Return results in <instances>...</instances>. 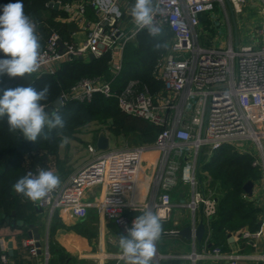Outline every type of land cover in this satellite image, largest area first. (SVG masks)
<instances>
[{
	"label": "built area",
	"instance_id": "built-area-1",
	"mask_svg": "<svg viewBox=\"0 0 264 264\" xmlns=\"http://www.w3.org/2000/svg\"><path fill=\"white\" fill-rule=\"evenodd\" d=\"M246 2L153 0L154 21L170 34L166 40L168 47L158 56L151 71L152 79L160 87L152 92H134L132 87L136 81H130L116 99L120 112L160 129L155 140L132 147H108L104 151L87 144L86 150L91 157L84 165L47 198L38 202L26 198L27 201L42 209L49 220L62 209L78 219L85 218L89 209H95L126 233L135 219L127 212L149 209L148 205L135 204L131 199L140 168L146 156L159 154L155 183L161 192L150 207L151 211L158 213L162 222L169 220L174 207L170 190L176 184L175 174L182 164L179 183L190 187L192 196L187 202L181 201L179 206L192 213L200 209L204 218L207 234L204 249L181 258L192 264H264V37L258 46H234L229 30L227 42L207 47L200 41L210 34L202 28L201 19L204 16L211 22L215 19V4L224 13L229 10L238 15ZM54 3L64 11L69 22L85 32V38L80 43L63 42L57 32H52L41 50V67L31 78L53 75L74 59L89 55L98 59L108 55L111 79H81L68 91H62L58 99L63 106L68 102H89L96 94L104 98L115 96L111 81L122 71L125 46L142 31L134 21H127L131 17V1ZM87 8L94 12L96 20L93 23L86 22ZM223 147L249 155L251 167L259 172L256 181L260 190L259 227L254 231L245 227L226 232L232 242L243 241L251 246L250 252L237 246L233 249L232 244L229 250H222L208 243V224L217 213V201L212 193L204 194L197 187L199 175L206 174L202 168ZM93 192L96 194L92 200H86L87 194ZM167 232L177 234L178 231ZM22 244L32 264H50L48 242L40 245V252L32 238L23 240ZM8 250L6 240L0 236V264H10ZM119 258L125 257L121 253Z\"/></svg>",
	"mask_w": 264,
	"mask_h": 264
},
{
	"label": "trees",
	"instance_id": "trees-1",
	"mask_svg": "<svg viewBox=\"0 0 264 264\" xmlns=\"http://www.w3.org/2000/svg\"><path fill=\"white\" fill-rule=\"evenodd\" d=\"M72 1L22 0L25 14L37 22L41 50L52 32L59 33L61 40L66 38V31L58 27L53 17L45 14L47 10L55 13V9L49 7V4ZM14 2L15 0H0V14H2L5 4ZM169 37L170 34L165 31L162 37L156 39L166 41ZM156 39L150 37L147 31L142 30L137 34L135 40L125 46L122 71L111 81L115 96L104 98L102 95L96 94L89 102H68L58 107L56 111L54 110L53 112H58L63 117L65 127L51 131L45 127L44 132L48 135V139L38 137L36 141H30L21 132L10 131L7 117H0V226L11 224L8 221L11 219L22 221L25 224H30L32 220L29 212L33 209L31 212L33 213L35 206L28 202L26 197L14 193L10 186L27 172L33 173L37 166L41 167L42 158L38 151L31 155L34 149L46 150L48 153L55 154L63 136H74L76 127L84 126L92 120L103 124L114 135L137 137V140L142 144L152 143L155 140L160 129L144 120L120 112L116 98L130 81H136L132 87L134 92H144L145 90L152 92L160 87V84L152 79L151 71L156 59L166 48L154 51L153 44ZM108 61V55L92 60L74 59L63 64L53 75H45L35 80L31 78V82L26 86L31 84L40 90L44 84H50L48 98L41 102L48 107L60 91H68L81 79L107 78L110 73ZM11 81L13 78H9L7 75L0 76V90L20 86L17 83L11 84ZM0 95H2V91H0ZM106 120H110V122H105ZM25 156H30V161L26 167H22ZM202 169L212 177L209 186L217 201V213L208 224L210 234L208 243L226 250V232L245 227L254 231L259 227L256 217L259 212L258 207L246 201L242 196L243 185L247 181L255 182L259 178V172L251 167L249 155L240 154L231 147H223L215 152L212 159ZM199 180L201 182L204 177L199 175ZM206 235L203 239L206 238ZM26 238L27 233L24 232L18 237V241ZM15 258L19 259V264H31L30 261H25L19 256H15Z\"/></svg>",
	"mask_w": 264,
	"mask_h": 264
},
{
	"label": "crops",
	"instance_id": "crops-1",
	"mask_svg": "<svg viewBox=\"0 0 264 264\" xmlns=\"http://www.w3.org/2000/svg\"><path fill=\"white\" fill-rule=\"evenodd\" d=\"M130 1L132 3L130 5H134L135 0ZM252 8L257 9V5H253ZM54 11L55 13L47 10L45 11V14L53 17L58 27L66 31V38L61 41L82 42L85 38V32L80 29L77 24L69 22L66 14L59 6ZM255 18L257 22L258 20L263 21L264 16L259 14ZM85 19L88 23H93L96 20L94 12L90 8H87L86 10ZM127 21L128 23H131L133 21L132 17H128ZM261 24H257L259 25L257 30H252L248 27L242 28L241 25L237 28V25L234 24L233 32L231 31L233 45L252 44L253 46H258L262 37H264V26ZM229 30H231V28L229 29L227 27V35ZM260 31H262V34H259ZM82 59L90 60L89 56ZM99 133L94 137L87 136V138L83 140L77 137L82 144L75 143L68 145L61 140L55 154L48 153L46 150L34 149L31 152V155L34 153L36 154L38 151L39 156L42 158V165L41 167L37 166L33 174H37L40 169L53 170L60 176L62 184L73 172L90 159L91 155L87 152L86 146L87 144L95 145ZM105 136L109 139L106 134ZM72 140L76 142L75 139ZM110 140L111 139H109V143ZM29 161L30 156H25L22 161V167H26ZM158 165L159 154L146 156L140 168L138 180L134 192L131 194V199L135 204L148 205L149 209L127 212L129 217H137L143 214L145 210H151L150 207L153 202L157 200L161 192L159 185L155 183ZM202 176L205 177L203 174ZM205 180L206 178L199 183L197 187L198 191L203 192L204 194L212 193L213 195L212 189L209 186L210 183H207ZM256 181L253 182L252 194L248 195L243 193L242 196L246 201L257 206L260 190ZM13 184L14 183H12V185ZM12 185L10 186L11 188ZM182 187L184 188L183 190L174 194L170 193L171 202L174 206L173 212L169 220L162 222L163 232L156 245V254L158 256H164L165 258H158L154 255L151 264H192L189 260L181 258V256L192 252L198 253L204 249L203 245L206 238H202V240L198 241L194 236V231L198 224L201 221L204 222L202 212L200 209H197L192 213L179 206L181 201L187 202L192 196V190L190 187L180 184V188ZM95 194L96 192L87 194L86 200H92ZM31 212H29L32 217L30 224H34L39 228L40 245L48 242L51 264H128L126 258H119V255L121 254L119 248V236L126 233L117 227L111 220L99 214L95 209H89L87 216L83 219L74 217L66 209L56 211L50 220L45 212L40 213L36 208L33 213ZM12 220L16 221L15 219H11V221ZM186 226L191 228L192 235L190 239L184 238L178 234L166 233V231H179ZM27 231L28 229L26 227L21 228L16 223L14 225L4 224L0 226V236L6 240L7 246L9 243H11L12 246L11 249L13 255L9 256L8 254L10 264H19V259L15 258V256H19V258L25 261H30L27 249L22 244V241L25 239L18 241V237L24 232L27 233ZM204 235H206V233H204ZM27 238H29L28 235ZM226 243V250L230 249L229 247L231 244L233 249L237 246L242 248L244 252H250L253 250L251 246L245 244L243 241L232 242L228 236ZM30 263L32 264L31 261ZM196 264L220 263L197 262Z\"/></svg>",
	"mask_w": 264,
	"mask_h": 264
},
{
	"label": "clouds",
	"instance_id": "clouds-1",
	"mask_svg": "<svg viewBox=\"0 0 264 264\" xmlns=\"http://www.w3.org/2000/svg\"><path fill=\"white\" fill-rule=\"evenodd\" d=\"M156 9L153 0H135L131 17L138 29H147L154 39L162 37L164 29L154 21ZM168 47L167 41L156 39L153 50ZM41 44L37 22L24 12L22 0L7 3L0 14V76L30 78L40 67ZM51 85L44 84L37 90L31 84L5 88L0 95V117H7L9 130L19 131L30 141L38 137L48 139L44 132L63 129L65 121L58 112L51 115L41 103L47 100ZM63 143H67L65 137ZM61 185L60 176L53 170L31 171L18 178L13 190L33 202L41 201ZM163 232L161 216L151 210L135 217L126 234L119 236V248L128 264H151L156 245Z\"/></svg>",
	"mask_w": 264,
	"mask_h": 264
},
{
	"label": "rangeland",
	"instance_id": "rangeland-1",
	"mask_svg": "<svg viewBox=\"0 0 264 264\" xmlns=\"http://www.w3.org/2000/svg\"><path fill=\"white\" fill-rule=\"evenodd\" d=\"M253 5H257V9L252 8ZM257 10V11H256ZM262 14V16H264V0H247V2L244 4L243 8H242V12L240 14H234L231 13L229 10H227L226 13L222 12L219 7L217 6V4H215V10H214V20L211 22L210 18L207 16H204L201 19V25L202 28L205 29V31H209L210 34L208 35V33H206V35H208V37L206 39L201 38V43L203 46H212V45H218V43L220 42H226L227 40V27L233 32V26L234 24L237 25V28H239V26L241 25L242 28L243 27H248L252 30H257L259 28V25H257L258 23H262L261 25L264 26V19L262 20H256V16ZM233 16V17H232ZM215 29L217 31V35L215 34ZM223 34V36H222ZM220 36V37H219ZM203 39V40H202ZM235 45V44H234ZM112 78V74L109 73V76L107 78H105L106 80L111 79ZM64 91V90H63ZM62 91H60L56 98L59 97V95L61 94ZM56 111V109H54ZM53 110V111H54ZM52 111V112H53ZM49 112V113H52ZM105 122H110V120H106ZM104 131V133L109 137L110 140V148H117V147H132V146H137V145H142V142L137 140V137H125L124 135H114L113 133L109 132L105 126L103 124H101L100 122H97L95 120L90 121L89 123H86L84 126H80V127H76L74 129V136H63L62 140H64V138H67V143L66 144H82L77 137H79L80 139H86L87 136H92L94 137L95 135H97L99 132ZM72 139H75L76 142H74ZM69 147V146H68ZM67 149V148H66ZM86 155V152H85ZM182 170V164H180L178 166V169L176 171V184L174 185V187L170 190V193L174 194L177 193L181 190H183L184 188H180V184L179 183V179L180 178V172ZM202 175V174H201ZM206 178V182L210 183L212 182V177L209 175L208 172H206V174H203ZM179 187V188H178Z\"/></svg>",
	"mask_w": 264,
	"mask_h": 264
},
{
	"label": "water",
	"instance_id": "water-1",
	"mask_svg": "<svg viewBox=\"0 0 264 264\" xmlns=\"http://www.w3.org/2000/svg\"><path fill=\"white\" fill-rule=\"evenodd\" d=\"M49 7H52L53 9H57L58 8V4L57 3H50ZM78 59H82V58H78ZM89 59L92 60L94 59V57L92 55H89ZM31 82V77L27 78V77H15L13 78V81H11V84H19L20 86H26L28 83ZM60 106V101L58 98H56L51 105H49L45 110L47 113L52 112L54 109L58 108ZM95 146L96 149L98 151H104L106 149H108L109 147V139L105 136L104 132H100L97 140L95 142ZM252 190H253V182L252 181H247L244 185H243V191L245 194L251 195L252 194ZM40 213H42V209L35 207ZM11 224H17L18 226H24L28 229L27 231V235L29 238H32L35 241V246L38 248V252H40V234H39V228L38 226L34 225V224H24V222L22 221H10L8 220ZM205 233V227L203 222L201 221L198 226L196 227L195 231H194V236L196 237V239L198 241L202 240L203 236ZM178 235L183 236L184 238L190 239L192 232H191V228L189 226H186L184 228H182L181 230H179L177 232ZM11 243L8 244V254L9 256H12V249H11Z\"/></svg>",
	"mask_w": 264,
	"mask_h": 264
}]
</instances>
